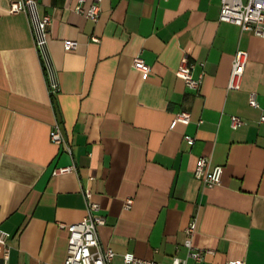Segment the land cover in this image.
<instances>
[{"label":"crops","instance_id":"0c3cea01","mask_svg":"<svg viewBox=\"0 0 264 264\" xmlns=\"http://www.w3.org/2000/svg\"><path fill=\"white\" fill-rule=\"evenodd\" d=\"M11 1L0 0V228L10 233L0 264H63L60 223L86 215V187L105 216L98 237L115 251L110 264L126 252L264 264V37L221 21V0H102L97 21L78 0H37L50 16L54 101L29 15L10 12ZM237 49L248 62L241 87L228 89ZM136 55L148 71L133 66ZM183 57L202 76L197 89L176 72ZM183 110L190 121L174 122ZM232 115L243 122L233 127ZM55 121L72 154L51 141ZM201 155L223 166L220 184L194 175ZM72 163L75 171L54 173ZM192 219L193 244L213 250L200 261L184 244Z\"/></svg>","mask_w":264,"mask_h":264},{"label":"built area","instance_id":"2783aa9c","mask_svg":"<svg viewBox=\"0 0 264 264\" xmlns=\"http://www.w3.org/2000/svg\"><path fill=\"white\" fill-rule=\"evenodd\" d=\"M86 0H78L75 7L77 11L83 12L93 21L99 19L101 13V1L91 0L89 6L84 9L83 3ZM10 12L26 11L29 15L33 26L34 42L40 55L43 68L46 72L48 86L52 97H56L59 92V85L55 79L52 63L47 46V27L50 23V16L40 15L37 7V0H12L9 6ZM221 21L235 23L242 30H248L255 35L264 37V0H221V8L219 13ZM97 40L96 37H93ZM78 42L72 39H65L64 46L67 50H73L77 47ZM248 62V53L244 49H237L233 55L232 66L228 80V89H239L244 74L246 64ZM133 66L143 71H148L150 65L140 56L133 58ZM193 64L189 62L187 57H183L178 68L177 74L183 79L185 84L197 89L200 86L202 76L193 75ZM250 105L259 106L254 92L249 96ZM190 112L183 110L176 114L174 122L181 121L188 123L190 121ZM242 118L238 115L231 116V124L237 127L242 123ZM260 122H264V113L260 117ZM50 139L52 142L60 145L68 153L72 154V147L62 132V126L59 121H55L50 129ZM188 144L194 143V138L186 136ZM76 170L75 163L57 167L54 173H65ZM193 173L200 178L208 187L220 184L223 173V166L213 164L209 157L201 155L196 161ZM83 195L86 200L87 213L77 222L60 223V227L68 230V246L67 255L63 264H110L115 256V251L111 247H102L99 242L98 229L105 223V216L98 211L100 205L92 197L90 188H83ZM133 202L132 198L125 201V207H130ZM196 231V221L192 219L185 227L184 244L189 249V254L200 261L208 253H212L211 249L196 247L193 244V235ZM10 233L0 228V252L3 261H7L9 257V240ZM124 264H190L186 259L174 256L171 262H161L155 259L143 258L136 256L132 252H126L123 255ZM227 264H245L243 259H231Z\"/></svg>","mask_w":264,"mask_h":264},{"label":"trees","instance_id":"16d2710c","mask_svg":"<svg viewBox=\"0 0 264 264\" xmlns=\"http://www.w3.org/2000/svg\"><path fill=\"white\" fill-rule=\"evenodd\" d=\"M54 101H55V98L53 97Z\"/></svg>","mask_w":264,"mask_h":264}]
</instances>
